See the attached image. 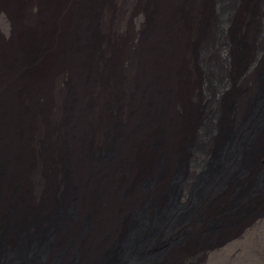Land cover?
I'll return each mask as SVG.
<instances>
[{"label": "bare ground", "instance_id": "6f19581e", "mask_svg": "<svg viewBox=\"0 0 264 264\" xmlns=\"http://www.w3.org/2000/svg\"><path fill=\"white\" fill-rule=\"evenodd\" d=\"M262 109L264 0H0V264H264Z\"/></svg>", "mask_w": 264, "mask_h": 264}, {"label": "rangeland", "instance_id": "374dc122", "mask_svg": "<svg viewBox=\"0 0 264 264\" xmlns=\"http://www.w3.org/2000/svg\"><path fill=\"white\" fill-rule=\"evenodd\" d=\"M264 112V109H262ZM262 110L260 113H262ZM259 113V115H260ZM255 125V121L251 120V130L246 133L243 137H241V146L247 148L250 142V137L253 135L255 128L252 126ZM243 143V144H242ZM208 164V165H207ZM211 164V165H210ZM212 161L206 162L203 168V171L199 174L198 179L193 187L192 196L187 198L186 200H181L180 192H179V184L180 178L177 177L173 180L170 185L168 194L161 200H141L137 201L136 205L133 207V213H136L135 219H145L149 210L153 211L155 218L157 219H167L163 229L160 232V236L155 239L156 251L163 249L166 243L178 242L181 238L179 233V229L185 224V222L190 219V216L195 211L198 203L206 194L204 191V187L202 186L203 180L208 176L209 170L215 167ZM211 166V167H210ZM207 171V172H206ZM231 170H223V175L229 174ZM221 173V174H222ZM264 180V173L262 175ZM200 184V185H199ZM203 187V188H202ZM61 203V207H57L59 212H70L75 209L77 206L76 201L73 200H64ZM212 228H215L216 224L213 223L210 225ZM162 235V236H161ZM166 241V242H165Z\"/></svg>", "mask_w": 264, "mask_h": 264}]
</instances>
